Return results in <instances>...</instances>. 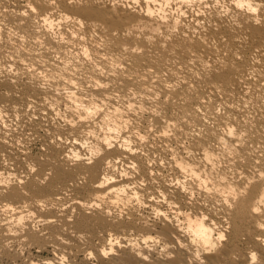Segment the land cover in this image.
Here are the masks:
<instances>
[{"label": "bare ground", "instance_id": "6f19581e", "mask_svg": "<svg viewBox=\"0 0 264 264\" xmlns=\"http://www.w3.org/2000/svg\"><path fill=\"white\" fill-rule=\"evenodd\" d=\"M17 261L264 264V0H0Z\"/></svg>", "mask_w": 264, "mask_h": 264}, {"label": "rangeland", "instance_id": "374dc122", "mask_svg": "<svg viewBox=\"0 0 264 264\" xmlns=\"http://www.w3.org/2000/svg\"><path fill=\"white\" fill-rule=\"evenodd\" d=\"M31 252H34V251L32 250ZM33 255H35V253H34ZM25 256H26V257H25ZM27 256H28V255H24V256H23V259L28 258ZM36 256H37V258H45V257L47 258V257H48V255H47L46 253H41V254H39V255L36 254L35 257H36ZM4 263H5V264H11V263H8V262H7V263H6V262H3V264H4ZM14 263H15V264H16V263L21 264L20 261L13 262L12 264H14Z\"/></svg>", "mask_w": 264, "mask_h": 264}, {"label": "snow or ice", "instance_id": "6c2138e0", "mask_svg": "<svg viewBox=\"0 0 264 264\" xmlns=\"http://www.w3.org/2000/svg\"><path fill=\"white\" fill-rule=\"evenodd\" d=\"M239 6H240V7H243L244 5H243V4H240ZM253 10H254V9H253ZM222 238H223V237H221V239H222Z\"/></svg>", "mask_w": 264, "mask_h": 264}]
</instances>
